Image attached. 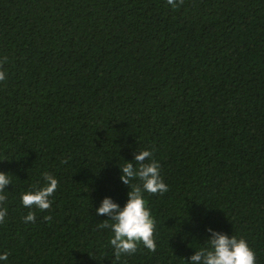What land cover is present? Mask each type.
I'll list each match as a JSON object with an SVG mask.
<instances>
[{
    "label": "trees",
    "instance_id": "16d2710c",
    "mask_svg": "<svg viewBox=\"0 0 264 264\" xmlns=\"http://www.w3.org/2000/svg\"><path fill=\"white\" fill-rule=\"evenodd\" d=\"M3 57L0 264H190L209 228L264 264V0H0ZM142 150L169 186L144 193L157 248L116 259L96 210ZM45 173L51 209L26 208Z\"/></svg>",
    "mask_w": 264,
    "mask_h": 264
},
{
    "label": "clouds",
    "instance_id": "9594fccd",
    "mask_svg": "<svg viewBox=\"0 0 264 264\" xmlns=\"http://www.w3.org/2000/svg\"><path fill=\"white\" fill-rule=\"evenodd\" d=\"M167 3L175 10L183 5L184 0H178V2L167 0ZM6 62L7 57L0 58V82L6 80V73L3 70ZM134 156L135 163L127 162L123 167L120 166L123 173L121 181L130 187L127 203L121 208L111 197H106L96 210L97 214L109 217L99 227L110 228L113 232L110 243L115 249L116 259H119L122 254H135L141 244L151 252L156 251V220L148 207L144 193L164 194L169 190V186L161 175V166L154 158L152 151L142 150ZM137 178L140 183H131ZM44 179L46 181L44 187L29 190L22 195V203L26 208L35 207L41 212L51 209L50 197L58 189L59 181L48 173L44 174ZM10 184L12 180L9 174L0 171V224L4 223L7 215L8 210L4 207L7 201L5 190ZM23 219L26 224L35 223L36 212L29 211ZM44 219L50 221L52 217L49 215ZM108 220L113 223L109 224ZM208 231L211 233L206 242L208 247L196 251L190 258V264H256V253L244 238L238 239L235 235L229 237L211 228ZM8 255V253L0 255V261H6Z\"/></svg>",
    "mask_w": 264,
    "mask_h": 264
}]
</instances>
